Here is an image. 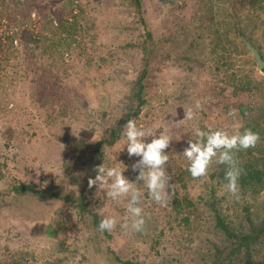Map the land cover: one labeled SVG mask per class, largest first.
Here are the masks:
<instances>
[{"label":"rangeland","instance_id":"1","mask_svg":"<svg viewBox=\"0 0 264 264\" xmlns=\"http://www.w3.org/2000/svg\"><path fill=\"white\" fill-rule=\"evenodd\" d=\"M18 1L23 9L20 13H13L11 0L1 3V14L16 27L13 34L0 35V190L8 191L17 182H33L39 186L54 182L60 193L83 192L89 206L102 219L115 216L123 223L128 215V198L114 201L106 197L104 190L98 191L96 186L90 189L88 183H83L91 164L92 146L103 139L109 126H116L113 125L116 118L123 117L124 100L119 97L137 75L143 49H151L161 35L173 32L181 24H195L205 0H140V13L133 5L134 16L138 19L137 13L140 14L145 28L151 33L153 43L148 45L142 44L143 35L138 34L141 24L139 21L135 24L134 17L128 13L131 7L125 3H104L107 0ZM124 1L128 4V0ZM211 2L213 9L209 14L215 20L229 22L234 14L236 24L246 27L247 35L264 52V0H235L233 5H230L231 0ZM26 3H32L31 9H27ZM74 15L80 26L77 31L80 33L74 37L77 41L83 37L88 55L82 52L77 57L80 45L72 47L73 53L63 52L70 67L66 78L60 79L57 77L61 70L57 65L50 69L46 65L52 59L40 53L41 44L44 36H51L49 19L56 24L57 19L67 16L70 22ZM89 23L93 24L92 41H89L90 34L82 36ZM133 26L136 29L132 30ZM227 36L237 39L233 31H228ZM129 41L135 44L128 46ZM53 53L57 51L53 49ZM239 56L237 65L241 64ZM155 59L149 55L150 63L153 61L155 65ZM169 67L161 66V70L155 71L150 65L146 78V104L138 116L130 120L150 128L155 135L166 130L171 132L174 139L167 149L170 157L167 172L172 178L170 183L177 185L179 170L185 166L181 157L189 138L186 133L201 118L195 102L199 100L206 110L204 126L219 125L230 131L231 127L239 126L242 119L238 113L236 117L229 116V110L237 109L238 103L248 96L240 91L237 95L232 94L231 87L218 91L219 84L212 81L208 64L202 69L194 67L196 69L191 73L181 64ZM261 70L257 67L258 74L264 77ZM184 80L188 86H183ZM189 108L196 111V117L184 121V112ZM102 109H107L105 115ZM125 125L114 143L102 146L101 164L126 166L123 174L136 182L134 187L142 193L140 206L144 210L145 230L126 231L118 223L107 239L92 227L87 215H80L70 202L57 197L41 198L32 193L16 194L11 190L0 197V259L4 264L10 262L11 255L23 256L35 264L59 257L66 258L65 264H120L109 254L107 244L118 255L139 258L140 264H197L194 260L197 255L192 248L204 245L207 236L217 242L223 238L220 233L208 230V210L205 209L197 225L185 226L179 219L166 223L167 219L162 218L160 211L161 217L153 219L158 212L157 203L149 195L145 182L136 180L138 170L133 171L132 165L139 157L127 154ZM66 132L68 137L58 140L56 136ZM75 139L77 145L81 144L78 148L82 154L72 166L73 174L80 172L72 181L73 177L66 173L63 158L71 157L70 161H74L71 150L76 148L73 145ZM187 183V193L193 197L201 195L208 199L213 190L219 207L228 218L236 221L242 214L241 199L237 201L224 193L220 182L202 177ZM245 199L252 204V209L260 202L264 204V190L254 199ZM159 207L163 212L168 210L167 204H159ZM59 223L67 228L64 230ZM155 236L158 241L154 243L152 237ZM239 256L242 258L243 253ZM251 257L264 260V243L256 247ZM240 258L237 261L240 262Z\"/></svg>","mask_w":264,"mask_h":264},{"label":"trees","instance_id":"2","mask_svg":"<svg viewBox=\"0 0 264 264\" xmlns=\"http://www.w3.org/2000/svg\"><path fill=\"white\" fill-rule=\"evenodd\" d=\"M11 1L13 13H20L23 11L22 5L18 0ZM110 1L117 2L120 5L121 3H125L130 6L131 9L128 11L129 15L134 17L135 24L139 21L142 27V29H140L141 33H138L139 35H143V38H141L142 44L148 45L153 43L151 33L144 26L143 17L138 14L141 9L140 0H128V4L124 0H107L104 1V3L108 4ZM234 2L235 0H231L230 5H233ZM251 2V5H253V1ZM1 3L3 4V0H0V5ZM133 5L136 11H138V19L134 16L135 9L132 8ZM26 7L27 9H31L32 3H26ZM200 7L201 11L199 15L196 16L195 24L190 26L181 24L178 29H175L173 32L170 31L165 35H161V37L153 43L154 46L151 47V49H143V55L140 59L141 67L137 75L129 81V86L124 89V91L120 90L123 92V95L119 98L124 100V115L122 118H116L113 124L116 126H109L105 130L103 139H99L93 144L91 150V164L87 174L83 178V183L85 185L88 183L89 177H95L96 171L94 168L96 165L101 164L102 146L104 144L110 145L114 143L119 137V132L124 123H126L128 119L130 120L138 116L145 106L147 101L145 95L147 88L146 78L147 74L150 73V65H152L156 71L161 70L159 69L161 66L171 67L175 64H181L191 73L196 69L194 67L202 69L205 64H208L212 81L219 84L218 91L223 92L225 89H228V87H231L232 94L237 95L240 91L248 96L246 100L238 103L237 113L240 114L242 119L239 126H242L241 130H243V128H250L260 134V141L255 148L241 150L236 154L240 161V166L244 169V174L241 175L239 180L241 186L240 207L242 214L236 221L223 214L218 205L219 200L214 196L213 190H211L208 199H205L201 195H197L196 197L188 195L187 181L198 180L200 178L194 179L191 176L188 171L190 162L183 155L181 158L185 166L179 170L178 184H171L172 195L167 203L168 210L163 212L160 210L159 204H156L158 212L155 213L153 219L157 220L161 217V215H159L160 211L162 218L167 219L166 223L170 224L171 219H179L185 226L197 225L199 223L198 221H201L200 218L203 212L208 210V212H206L208 215L207 222L210 226L208 230L213 231L212 233L214 234L220 233L223 238L217 242V240L214 241L207 236L204 245L199 244L196 248H192L194 250L193 253L197 255L194 259L197 264H264V260H254L251 257L256 247L264 243V220H260L261 217H264V204L260 202L257 207L252 209V204L245 201V198L248 197L254 199V197L264 190V77L258 74L256 60L250 55L249 50L242 40V36L251 42L260 53L263 60L264 52L261 51L260 46L255 44L247 35V28H242L239 24H236L237 16L233 14L229 22L226 19L215 20L214 17L209 14L213 9L211 0H205V4L202 3ZM73 17V20L69 22L67 16H64L61 19H57L56 24H52L51 19H49L48 21L52 25L51 36H44L45 40L41 44L40 53L47 54L52 59L46 62V65L49 69L57 65L58 70L60 69L61 72L58 74V77L57 75L55 77L60 79L66 78L68 75V68L70 67L65 61L66 59L64 58L65 55H63V52L73 53L72 47L76 48L80 45L81 48L78 47V52L76 53L77 57L79 53L82 52L88 55L86 43L82 41L83 37L78 41L74 37V35L80 33L77 32L80 30V26L78 24V17L76 15ZM92 25V23L87 24L84 28L86 30L83 29L82 33V36L83 34H85V36L90 34L88 35L90 37L89 41L93 40L92 35L94 31L92 30ZM134 27L135 26L131 29L133 30ZM134 29H136V27ZM228 31H233L237 39L229 38L227 36ZM12 38L11 36V41ZM76 42L78 44H76ZM134 44L135 42H127L128 46H133ZM53 49L57 51L56 54L53 53ZM241 54H248V56L240 57L239 55ZM149 55L156 57L155 65L153 61L150 63ZM237 55L240 57V65H237ZM102 60L104 61L105 58L102 57ZM114 66L116 67L117 64L114 63ZM261 71L264 72V67ZM182 73L186 75L183 71ZM186 85L188 86V83L185 81L183 86ZM198 112L201 118L197 119V125L188 129L186 136L189 138H187V141L188 139H194V130L196 127L202 130H207L208 128V126L203 125V120L206 117V110L202 107ZM106 113L107 109H102V114L105 115ZM209 127L220 128L219 125H211ZM235 128L236 126L231 127L230 131ZM68 135L69 133L66 132L65 135L58 134L56 137L58 140L62 141L65 140ZM77 143V139L73 140V145L76 146V148L71 150L73 151L74 161L71 162V157L68 156L67 159L63 158L65 159L63 160V165L66 169V173L70 175V177H73L72 181H74L80 173L78 170V172L73 174L71 170L73 164L77 163L81 157L80 154H82L78 148L81 144L77 145ZM187 146L186 144V147ZM166 169H168L167 165ZM225 169V165L213 163L207 177L224 184ZM51 183L47 186H39L33 182L13 183V185L10 186V190H0V197L2 194L6 195L12 190V192L16 194L32 193L41 198L57 197L64 199L70 202L74 207H77L80 215L86 214L92 227H94L97 232L102 233L107 239L111 237L108 231L102 232L99 230V224L102 218L98 212L89 206V202L83 192L75 194L74 191L69 190L68 193H60L58 184L54 182ZM202 205L204 208H202ZM59 225L64 230L67 228V226L63 224L59 223ZM189 240H191V238H189ZM152 241L154 243L157 242V236L152 237ZM59 244L63 245V242H59ZM203 246H206V248ZM106 247L112 258L120 264H140L139 258H125L122 255L116 254L114 250L111 249L110 244H107ZM240 253H243L242 258L239 256ZM11 256L12 259L8 264H35L32 261L29 262L27 259H24L23 256ZM238 256L240 262L237 261V259H239ZM65 261V257H59L56 259H46L40 264H65ZM0 264H4L3 259H0Z\"/></svg>","mask_w":264,"mask_h":264},{"label":"clouds","instance_id":"3","mask_svg":"<svg viewBox=\"0 0 264 264\" xmlns=\"http://www.w3.org/2000/svg\"><path fill=\"white\" fill-rule=\"evenodd\" d=\"M201 108V102L197 100L195 109ZM228 115L236 117L237 109H230ZM195 117L196 111L189 108L184 112L182 120L191 121ZM241 128L242 126H237L229 131L227 128L208 127L207 130H202L196 127L194 139H188V146L182 152L190 162L188 171L194 179L206 178L213 163L225 165L223 191L237 201L241 199L239 180L244 174V169L240 166L236 154L241 150L255 148L260 141L258 132L250 128H243V130ZM124 136L128 156L139 157L132 165L133 171L138 170L136 180L145 182L154 202L167 204L172 195L170 183L172 178L166 169L170 159L167 149L174 139L171 132L166 130L155 135L150 128L138 126L135 120H128ZM94 170L96 171L95 177L88 179L90 189L96 186L98 191L104 190L106 197L114 201L122 197L128 198L126 205L128 215L123 223H120L115 216H106L100 221L99 230L111 232L120 223V227L126 231L143 232L146 220L144 210L140 206L142 193L134 187L136 182H131L123 174L126 166L124 168L107 167L102 163L96 165Z\"/></svg>","mask_w":264,"mask_h":264},{"label":"water","instance_id":"4","mask_svg":"<svg viewBox=\"0 0 264 264\" xmlns=\"http://www.w3.org/2000/svg\"><path fill=\"white\" fill-rule=\"evenodd\" d=\"M242 40L246 46V48L249 50L251 56L256 60L257 66L259 68L264 67V60L261 57L260 53L258 50L251 44V42L246 39L244 36H242Z\"/></svg>","mask_w":264,"mask_h":264},{"label":"built area","instance_id":"5","mask_svg":"<svg viewBox=\"0 0 264 264\" xmlns=\"http://www.w3.org/2000/svg\"><path fill=\"white\" fill-rule=\"evenodd\" d=\"M1 10L2 7L0 5V35H2V33H5L4 35L13 34L16 25L13 27L12 23L7 20L6 16L1 14Z\"/></svg>","mask_w":264,"mask_h":264},{"label":"bare ground","instance_id":"6","mask_svg":"<svg viewBox=\"0 0 264 264\" xmlns=\"http://www.w3.org/2000/svg\"><path fill=\"white\" fill-rule=\"evenodd\" d=\"M257 64V63H256ZM258 67V66H257ZM259 68V67H258ZM263 68V67H262ZM262 68H259V69H262Z\"/></svg>","mask_w":264,"mask_h":264}]
</instances>
